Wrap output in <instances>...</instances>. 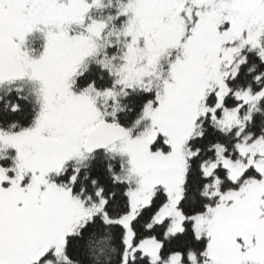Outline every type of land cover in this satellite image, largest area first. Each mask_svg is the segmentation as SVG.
<instances>
[{"label": "snow or ice", "instance_id": "6c2138e0", "mask_svg": "<svg viewBox=\"0 0 264 264\" xmlns=\"http://www.w3.org/2000/svg\"><path fill=\"white\" fill-rule=\"evenodd\" d=\"M0 264H264V0H0Z\"/></svg>", "mask_w": 264, "mask_h": 264}]
</instances>
